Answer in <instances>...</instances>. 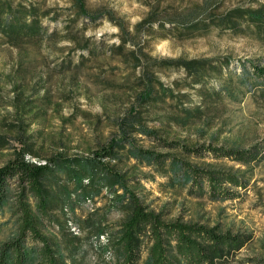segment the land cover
Listing matches in <instances>:
<instances>
[{"label":"rangeland","instance_id":"rangeland-1","mask_svg":"<svg viewBox=\"0 0 264 264\" xmlns=\"http://www.w3.org/2000/svg\"><path fill=\"white\" fill-rule=\"evenodd\" d=\"M10 1L34 7L41 31L17 43L0 35V166L22 141H34L29 148L43 156L87 154L121 135L168 159L151 133L264 152V74L256 72L264 70V20L258 25L241 12L264 0H84L85 15L70 0ZM231 11L234 25L218 21ZM148 90L151 98L142 99ZM22 121L30 122L29 135L18 138ZM175 155L246 170L248 186L235 200L212 201L190 192L180 166L140 161L143 201L166 219L250 233L251 242L224 264H264V153L245 168L227 158ZM107 193L94 196V208L107 204ZM122 214L113 208L108 218ZM10 227L8 213L0 214V241Z\"/></svg>","mask_w":264,"mask_h":264},{"label":"trees","instance_id":"trees-1","mask_svg":"<svg viewBox=\"0 0 264 264\" xmlns=\"http://www.w3.org/2000/svg\"><path fill=\"white\" fill-rule=\"evenodd\" d=\"M70 1L79 15L87 13L84 0ZM232 12L218 21L234 25ZM241 12L242 17L258 25L264 20L262 6ZM37 15L32 6L0 0V35L17 43L24 35L39 33ZM175 62L187 68L194 64L183 59ZM256 72L264 74L261 69ZM144 95L142 99L152 96L150 90ZM20 124L25 127L18 131V138L28 137L26 126L30 122ZM151 134L168 150V159L126 143L122 135L87 154H66L61 149L43 156L29 148L34 141H22L23 145L13 149L12 156L0 166V214L7 212L11 223L9 236L0 241V264H224L235 256L251 242L250 233L235 231L232 226L222 229L220 224L189 221L181 215L166 219L162 210L151 209L139 196L143 185L137 163L157 167L167 159L170 167H181L184 184L192 194L206 195L212 201L235 200L248 186L246 170L199 165L175 153L227 158L245 168L260 160L262 147L191 145ZM103 190L108 192L107 204L94 208V196ZM113 208L123 214L110 221L108 211ZM77 209L85 213L78 214Z\"/></svg>","mask_w":264,"mask_h":264}]
</instances>
